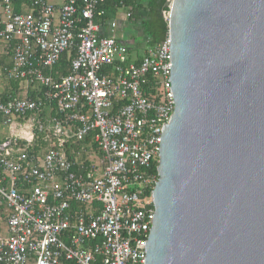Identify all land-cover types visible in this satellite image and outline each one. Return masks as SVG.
Wrapping results in <instances>:
<instances>
[{"label": "built area", "instance_id": "obj_1", "mask_svg": "<svg viewBox=\"0 0 264 264\" xmlns=\"http://www.w3.org/2000/svg\"><path fill=\"white\" fill-rule=\"evenodd\" d=\"M27 1L18 13L17 0H0L11 60L0 66V125L11 126L0 141V264H145L162 129L175 111L169 34L136 63L118 21L104 19L107 0ZM10 82L26 93L3 99Z\"/></svg>", "mask_w": 264, "mask_h": 264}, {"label": "water", "instance_id": "obj_2", "mask_svg": "<svg viewBox=\"0 0 264 264\" xmlns=\"http://www.w3.org/2000/svg\"><path fill=\"white\" fill-rule=\"evenodd\" d=\"M175 111L145 264H264V0H171Z\"/></svg>", "mask_w": 264, "mask_h": 264}, {"label": "trees", "instance_id": "obj_3", "mask_svg": "<svg viewBox=\"0 0 264 264\" xmlns=\"http://www.w3.org/2000/svg\"><path fill=\"white\" fill-rule=\"evenodd\" d=\"M23 2L29 4V1L27 0H17V3L15 4L16 12L20 13L23 11ZM101 9L105 10L104 19L106 21L117 20L118 24L122 20L123 14L125 12H131L132 17L130 19H126L127 27L132 33V39L130 42L132 40L134 41L136 37H140L147 49L160 44L166 39L169 33V21L165 20V14L167 15L169 13L168 0H107ZM121 11H123V13H121ZM119 42L127 47L130 54L131 49H133L130 47V42H127L126 40ZM2 57L4 59L0 61V66L10 64L9 57L5 55ZM142 57H138L136 63H138ZM69 66L70 64L69 60L67 59V55H64L60 65L57 67V70L61 71L62 74H67L70 71ZM2 89L1 96L3 99H7L10 95H22L21 92L23 91V88L20 86V84L16 82L5 83ZM153 91L154 90H147L146 96L150 99L154 98ZM29 94L36 98V96L40 95V91H34L32 87H29ZM0 120H2L1 117ZM37 142L40 144L42 143V140L40 139ZM90 142L91 140L88 139L83 144L77 142L71 144H73L72 146L74 149L78 150ZM70 157L71 159L76 158L75 155L71 154ZM154 171L156 172L155 168Z\"/></svg>", "mask_w": 264, "mask_h": 264}, {"label": "rangeland", "instance_id": "obj_4", "mask_svg": "<svg viewBox=\"0 0 264 264\" xmlns=\"http://www.w3.org/2000/svg\"><path fill=\"white\" fill-rule=\"evenodd\" d=\"M50 3L60 1V0H48ZM123 13V11H121ZM128 28L124 30V33L126 34V37L128 36ZM134 44H132L130 47L133 48V50H136L139 52L140 55H144L145 51L147 50L146 45L142 42V39L140 37H136L134 40ZM21 86V85H20ZM24 87V86H21ZM24 91H27L24 87ZM23 91V92H24ZM11 135V126L9 125H0V136L1 138H9ZM90 163H93L97 166H101V156L98 153H94L89 157Z\"/></svg>", "mask_w": 264, "mask_h": 264}, {"label": "crops", "instance_id": "obj_5", "mask_svg": "<svg viewBox=\"0 0 264 264\" xmlns=\"http://www.w3.org/2000/svg\"><path fill=\"white\" fill-rule=\"evenodd\" d=\"M61 1V0H60ZM59 1V2H60ZM57 2V1H56ZM128 27H127V20H126V18L124 17V14H123V17H122V20L120 21V23L118 24V28H117V31H116V37L118 38V40L119 41H123V40H126L127 42H130V40L132 39V33L130 32V29L128 30V36L126 37V34L124 33V30L125 29H127ZM130 44L132 45V44H134V41L132 40L131 42H130ZM1 46H0V61L2 60V59H4L2 56H4V55H2V53H1ZM131 53L129 54V57L131 58V59H134V60H137V58L138 57H142L143 55H140L139 54V52L138 51H136V50H133V49H131V51H130ZM10 61V63H11V60H9ZM23 88V91H24V87H22ZM21 92V94L23 95V94H25L26 93V91H24V92ZM1 140H4L3 138H1V136H0V141Z\"/></svg>", "mask_w": 264, "mask_h": 264}]
</instances>
